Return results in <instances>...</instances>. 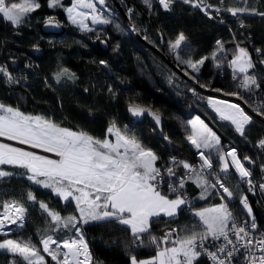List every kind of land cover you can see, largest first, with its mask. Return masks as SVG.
Instances as JSON below:
<instances>
[{"label": "trees", "instance_id": "trees-1", "mask_svg": "<svg viewBox=\"0 0 264 264\" xmlns=\"http://www.w3.org/2000/svg\"><path fill=\"white\" fill-rule=\"evenodd\" d=\"M18 1L20 0H14ZM38 2L40 8L31 13L19 27L11 26L0 19V67L6 68L19 81L9 84L0 75V102L19 108L24 113L42 115L61 126L82 130L98 138L105 137L106 129L112 122L128 123L130 132L160 158L157 161L158 167L166 165L169 158L174 156L190 164L197 163L199 158L196 149L187 142L186 136L190 134L189 121L193 116H198L220 137L225 151L232 146L237 149L242 160L245 156H251L255 160L259 157V161L264 163V149L258 147V141L264 138V122L253 117V123L246 129L247 139L235 133L234 127L228 125V122L220 121L208 105L207 97L212 94L188 82L160 53L136 38L111 0H105L107 6L104 15L113 22L108 25L90 24L94 29L92 32L80 30L67 19L64 9L73 0H61L63 7L56 8L48 7L49 0ZM119 2L149 43L160 48L168 59L204 87L223 93L243 92L237 88L231 69L227 66L228 61L233 58L232 50L237 44L252 55L256 70L261 68L255 50H264V18L258 15H255V20L249 21L251 15L240 14L239 17H233L223 11L220 17L210 18L203 11L184 4L181 0H176L170 10L163 9L158 0H153L151 10L143 0ZM212 2L218 4V0ZM130 6L133 7L132 12H129ZM224 6L244 5L238 3V0H224ZM248 7L264 12V0H248ZM48 18L59 21L63 30L57 33L44 32L42 24ZM117 24L119 28L115 26ZM179 33L186 36L190 45L183 58L199 60L209 57L202 66L198 65V73H193L186 65H178L169 49V41H174ZM101 38L106 40L107 47L100 43ZM218 40L229 51L226 55L218 53L222 60L214 61L211 54L217 50ZM36 47L40 49L39 53L33 52ZM100 61L106 63L101 64ZM217 63L222 66L217 68ZM63 69H68L69 74H74V77L69 79L68 75H64L58 82L57 74ZM252 71L250 70V74ZM260 76L264 77V71L260 72ZM259 82L261 89L253 99L244 94L249 105L256 103L255 98L264 100V79ZM136 103L162 115V134L158 133L157 126L148 115L135 119L129 114L128 106ZM165 138L169 140V144ZM259 165L255 168L256 172ZM0 168L14 174L0 178V212L3 210L2 202L11 199L24 203L28 208L23 228L5 230L8 234H0V241H30L45 256L47 264H55L51 257L43 253L40 238L53 235L64 239L68 233L46 231L50 225L46 224L38 205L32 206L27 202L26 193L32 191L38 200L46 202L51 209L65 217L73 214L74 205L66 206L62 200L51 194V190L33 185L22 175L24 169L11 165ZM178 171L183 174L182 169ZM230 171L233 172L229 178L231 183H225L233 187L238 177L233 169ZM240 189L248 196L252 212L259 221L258 227L264 229V205L260 197L249 193L246 183H241ZM185 190V196L191 201L192 208L195 205L220 201L217 196L206 200L199 199L200 189L191 181L186 183ZM162 191L169 194L165 187ZM169 197L173 198V195L169 194ZM232 206L237 213L240 211L238 199ZM166 221L168 218L162 216L153 222L152 235L163 237L168 231L167 228L170 230L191 225L196 219L186 206L174 220L168 223ZM82 231L90 247L92 264H130V254L140 259L156 253L155 246L150 244V236L145 234L142 237L143 246L136 247L139 241L134 244L131 233L114 223L83 225ZM13 259L11 253L0 251V264H10ZM15 259L17 264H24L19 257ZM197 264H211V261L201 257Z\"/></svg>", "mask_w": 264, "mask_h": 264}, {"label": "snow or ice", "instance_id": "snow-or-ice-1", "mask_svg": "<svg viewBox=\"0 0 264 264\" xmlns=\"http://www.w3.org/2000/svg\"><path fill=\"white\" fill-rule=\"evenodd\" d=\"M175 2L176 0H158L165 10H170ZM181 2L203 11L210 18L209 9L217 14L227 11L233 17L247 14L264 18V12L248 7V0H238L243 7L224 6V0H218L217 5L205 4L204 0ZM143 3L150 10L153 8V0H143ZM40 6L38 0H0V19L19 27ZM48 7L63 5L61 0H49ZM105 9V0H73L71 6L64 10L71 24L82 31L92 32L94 29L86 22L89 19L92 25H108L113 22L104 15ZM52 23L53 18H49L47 24ZM115 26L119 28L118 24ZM243 26L242 23L241 27ZM216 44L218 47L212 52L211 59L220 61L222 56L218 53L226 55L229 50L219 40ZM189 48L183 33H179L174 41H169V49L177 64L186 65L193 73H198V65L202 66L209 57L185 59L183 54ZM255 51L259 56L260 70H256V63L246 48L237 44L232 50L233 58L228 61L227 66L231 69L237 88L243 92L225 95L236 96L241 100L244 99V94L249 99L257 95L261 89L259 80L264 79L260 76V72L264 71V50L257 48ZM221 66V63L216 64L217 68ZM250 70H253L251 74ZM0 75L9 84L19 82L4 67H0ZM64 75H68L69 79L74 77V74H69L68 69H63L57 74V81ZM185 75L189 73L185 72ZM207 103L220 121L228 122V125L234 127L235 133L247 139L246 129L253 123V116L244 107L239 103L211 96L207 97ZM244 103L257 115L264 116V100L251 105H248L247 100ZM128 111L134 117L143 116L147 111L157 125L161 122V117L155 112L136 104H131ZM189 124L190 134L186 136V140L197 150L199 165L170 157L166 165L158 167L157 161L160 158L156 153L145 147L136 136L130 135L127 127L121 130L115 122L110 124L105 137L101 139L82 130L73 131L61 127L50 118L26 114L19 108L0 102V137L51 154L40 155L23 147L0 142V166L11 165L24 169L22 175L33 185L51 190V194L66 206L74 205L73 214L65 217L51 209L46 202L38 200L32 191L26 193L27 202L32 206L38 205L46 224L50 225L46 231L68 233L63 240H57L52 235L41 237L43 253L51 257L55 264H92V255L82 226L114 223L131 233L134 244L139 241L136 247L143 246L142 237L147 234L150 236V244L156 248L155 256L149 259L138 260L135 255L130 254V264H197L201 257H206L211 264H232L241 249L248 264H264V230H259L248 196L240 189V184L246 183L249 193L254 194L257 186L264 192V182H254L251 178L252 171L245 167V162L254 164L255 161L248 156L242 161L235 148L225 151L220 137L199 117L189 121ZM110 137H114V140ZM258 147L264 149V138L258 141ZM260 168L264 173V164ZM179 169L183 170V174ZM230 169L238 177L231 188L225 183H231L229 178L233 172ZM12 175V172L0 168V178ZM261 180L264 181V175ZM188 181L200 189L199 199L217 196L221 202L193 210L191 201L184 194ZM165 184L168 193L175 198H170L169 194L162 191ZM237 199L241 214L249 218L243 222H240L229 207ZM2 206L4 211L0 212V234H8L5 232L7 225L23 228L28 212L25 204L12 200L3 201ZM186 206L196 219L194 224L170 229L163 237L152 235L153 222L162 216L168 218L166 223L171 222ZM0 251L13 255L14 259L10 264H17L15 257H19L24 264H47L45 256L30 241L4 239L0 241ZM257 252L260 254L256 255ZM220 253L225 255L221 257Z\"/></svg>", "mask_w": 264, "mask_h": 264}, {"label": "water", "instance_id": "water-1", "mask_svg": "<svg viewBox=\"0 0 264 264\" xmlns=\"http://www.w3.org/2000/svg\"><path fill=\"white\" fill-rule=\"evenodd\" d=\"M113 6L117 7L118 10L120 11V13L122 14V16L126 19V25H127V28H129V30L131 31L132 34H134V36L138 39H140L143 43H146L148 44L152 49L156 50L158 53H160L161 57L167 61V63L177 72L179 73V75H181L184 79H186L188 82H191L194 86H196L198 89H202L203 91L209 93V94H212L214 96H217L219 98H223V99H227V100H230V101H235L237 103H239L242 107L245 108L246 112L249 113V115H252L254 118L257 117L259 119H261L263 122H264V116H259L257 115L255 112L252 111V109L250 107H248L244 101L245 99L241 100L239 99L238 97L236 96H231V95H225V93L221 92V91H216L217 89H213V88H207V87H201V84H199L195 79H192L190 76L188 75H185V71L180 69L179 66L175 65L170 59H168V57L161 51L160 48H158L156 45L154 46L153 44L149 43V41L140 33V31L135 27V24L133 22V20L131 19V17L129 16V14L127 13V11L125 10L124 7H122V5L120 4L119 0H111ZM49 19V18H48ZM48 19H46L44 21V23L42 24V30L44 32H54V33H57V32H60L63 30V25L59 22V21H56L53 19V23L52 25H49L47 24V21ZM59 24V26H56V24ZM100 43L104 46V47H107V42L106 40H104L103 38H101V41ZM33 52L34 53H39L40 52V49L38 47L36 48H33ZM131 105V104H130ZM129 105V106H130ZM136 105L142 107V108H145L147 110H150L151 112H155L153 110H151L150 108H146L144 107L143 105H140V104H137ZM249 105V104H248ZM129 106H128V109H129ZM212 109V108H211ZM129 112V111H128ZM156 113V112H155ZM129 114H131L129 112ZM157 115H159L161 117V122L159 125H157L154 121V119L152 118L151 115L148 114V112L146 111L145 114L143 116H140V117H133L135 119H141L143 118L144 116H147L149 117V119L151 120V122L153 124H155L159 130V134H162V121H163V118H162V115L160 113H156ZM166 139V138H165ZM167 143L169 144V140L166 139Z\"/></svg>", "mask_w": 264, "mask_h": 264}, {"label": "built area", "instance_id": "built-area-1", "mask_svg": "<svg viewBox=\"0 0 264 264\" xmlns=\"http://www.w3.org/2000/svg\"><path fill=\"white\" fill-rule=\"evenodd\" d=\"M204 3L205 4H212V5H215L213 2H212V0H204ZM129 9H131V10H133V7L132 6H130V8ZM132 12V11H131ZM209 12H210V16L211 17H213V18H218V17H220L221 16V14H222V12L220 13V14H217L213 9H209ZM261 101V100H260ZM259 101V99H257V98H255V102L256 103H258V102H260ZM116 124V123H115ZM117 125V127H119L121 130H124L125 129V127H127V129H128V132H129V134L130 135H133L131 132H130V125H128V123H123V124H116ZM229 148H234V147H232V146H230ZM228 148V149H229ZM227 149V150H228ZM238 153V152H237ZM196 154H197V150H196ZM198 156V155H197ZM239 156V155H238ZM174 157H176V156H174ZM248 157H251V156H248ZM177 158V157H176ZM199 158V157H198ZM240 158V157H239ZM241 159V158H240ZM251 159L253 160V161H255V163L254 164H249V163H247V162H245V167H247V168H249L251 171H252V180L254 181V182H256L257 184H259L260 182H264V181H262L261 180V177H262V175H264V173H262L261 172V168H260V165L261 164H264V163H261L260 161H259V157H257V159L255 160V159H253L252 157H251ZM242 160V159H241ZM243 161V160H242ZM199 163H200V161L198 160L197 161V163H193L192 165H196V166H198L199 165ZM260 164V165H259ZM257 165H259V170H258V172H256V167H257ZM209 179H212L211 177L209 178ZM227 184V183H226ZM228 185V184H227ZM229 187H230V185H228ZM163 187H165V188H167V185L165 184ZM231 188V187H230ZM186 193V190H185V192H184V194ZM254 194H256L258 197H260V199H261V201H262V204L264 205V192H262L260 189H259V187L257 186V188H256V190H255V193ZM13 199H11V200H6V201H12ZM229 207L232 209V211H233V214L235 215V216H237L238 218H239V220H240V222H243V220H246V219H249L246 215H242L241 214V211H238V213L236 212V208L234 207V206H232V204H229ZM4 211V209L1 211V212H3ZM252 214H253V216L255 217V220H256V222H257V224H258V226H259V221H258V218H257V216H255V214L252 212ZM23 224H24V222H23ZM259 228V227H258ZM6 229V228H5ZM16 230V229H20V228H18L17 226H14L11 230ZM167 230H169V228H167ZM259 230H264V229H262V228H259ZM45 236H47V235H45ZM53 236V235H52ZM55 239H57V240H63V239H58V238H56L55 236H53ZM84 238H85V235H84ZM85 241L87 242V240H86V238H85ZM217 243H219V242H217ZM41 246H42V244H41ZM52 247L54 248L55 247V245H52ZM257 247H259V245H257ZM88 248H89V251H90V247H89V245H88ZM211 250H213V251H215V249H211ZM65 251H66V249H65ZM90 253H91V251H90ZM243 253V249H241V252L240 253H237L236 254V256H235V258L233 259V261H232V264H248V262L246 261V259H245V254H242ZM260 253L259 252H257L256 253V255H259ZM219 255H221V257H223L225 254L224 253H220Z\"/></svg>", "mask_w": 264, "mask_h": 264}, {"label": "rangeland", "instance_id": "rangeland-1", "mask_svg": "<svg viewBox=\"0 0 264 264\" xmlns=\"http://www.w3.org/2000/svg\"><path fill=\"white\" fill-rule=\"evenodd\" d=\"M18 2H20V1H18ZM106 4V3H105ZM69 6H71V5H68L67 7H69ZM98 7H100L99 5H97ZM107 6V5H106ZM108 8V7H107ZM108 10H110V8H108ZM253 18H255V15H251L250 17H249V21H251V19H253ZM89 25L91 24V21H90V19L88 20V21H86ZM211 97H214V98H218L219 99V97H217V96H214V95H211ZM233 103V102H232ZM236 103V102H235ZM21 111V110H20ZM246 111V110H245ZM26 114H28V113H26ZM29 114H31V113H29ZM32 115H37V114H32ZM198 116H193L192 118H191V120H194V119H196ZM190 120V121H191ZM61 126V125H60ZM61 127H66V128H69V127H67V126H64V125H62ZM69 129H71V130H73V131H79V130H77V129H75V128H69ZM102 139V138H101ZM110 139H113L114 140V137H110ZM0 142H3V143H8V142H5V141H3V140H0ZM8 144H11V145H13V146H16V147H23V148H26L27 150L28 149H30V151H34V152H36L37 154H40V155H51V154H49V153H44L41 149H31V148H29L28 146H24V145H22V146H18V145H14V144H12V143H8ZM170 198H172V197H170ZM173 198H175L174 196H173ZM221 201H216V202H210V203H205V204H203V205H200V206H198V205H195V207H193L194 209L193 210H196V209H200V208H204V207H211V206H214V205H217V204H219ZM159 231H161V230H159ZM162 233H163V231H161ZM156 254V253H155ZM155 254L154 255H152V256H144L143 258H140V259H138V260H143V259H149V258H151V257H153V256H155Z\"/></svg>", "mask_w": 264, "mask_h": 264}, {"label": "bare ground", "instance_id": "bare-ground-1", "mask_svg": "<svg viewBox=\"0 0 264 264\" xmlns=\"http://www.w3.org/2000/svg\"><path fill=\"white\" fill-rule=\"evenodd\" d=\"M219 99H221V98H219ZM222 100H227V99H223L222 98ZM227 101H230V100H227ZM230 102L235 103V101H230ZM0 140H3V141L8 142V143L10 142V143H12L14 145L22 146V145H19L16 141H8V140H6L5 138H2V137H0ZM28 150H30V149H28ZM14 226H16V225H7L5 230H11Z\"/></svg>", "mask_w": 264, "mask_h": 264}, {"label": "crops", "instance_id": "crops-1", "mask_svg": "<svg viewBox=\"0 0 264 264\" xmlns=\"http://www.w3.org/2000/svg\"><path fill=\"white\" fill-rule=\"evenodd\" d=\"M72 4V3H71ZM71 4H67L66 6H65V8L68 6V5H71ZM255 18H256V16H255ZM255 18H253V19H251V21H253V20H255ZM230 102V101H229ZM103 139V138H102ZM144 260V259H143Z\"/></svg>", "mask_w": 264, "mask_h": 264}]
</instances>
